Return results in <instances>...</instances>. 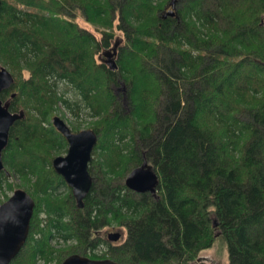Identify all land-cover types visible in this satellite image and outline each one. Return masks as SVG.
Segmentation results:
<instances>
[{"label":"trees","instance_id":"16d2710c","mask_svg":"<svg viewBox=\"0 0 264 264\" xmlns=\"http://www.w3.org/2000/svg\"><path fill=\"white\" fill-rule=\"evenodd\" d=\"M169 2L1 0L0 66L14 81L0 99L24 117L2 151L0 194L17 177L35 202L9 264L74 253L206 264L200 252L216 234L228 264H264V0H176L163 17ZM61 107L96 118L80 203L52 165L68 147L52 124ZM143 158L156 195L125 185ZM112 225L117 241L105 236ZM56 240L73 245L55 249Z\"/></svg>","mask_w":264,"mask_h":264},{"label":"water","instance_id":"95a60500","mask_svg":"<svg viewBox=\"0 0 264 264\" xmlns=\"http://www.w3.org/2000/svg\"><path fill=\"white\" fill-rule=\"evenodd\" d=\"M175 4L176 0H170L169 5L171 8L163 13V17L175 15ZM105 54L108 57L110 68L115 69L117 65L110 59L112 53L107 51ZM13 81L12 73L6 67L0 66V93L9 89ZM121 89L124 91V86ZM9 105V99L5 101L0 99V170L4 169L2 151L8 143L10 126L16 120L24 117L22 109L18 112H11ZM52 124L66 138L68 143L65 155H57L52 160L53 168L63 177L66 184L71 188L74 197L80 203L91 185L92 178L88 172V163L91 159L97 136L91 129L72 132L70 127L59 116L53 117ZM157 183L158 176L145 158L125 178V185L137 193L149 192L152 195H156ZM34 205V199L22 188L14 189L12 194L0 204V264H9L24 245ZM213 224L215 225V222ZM120 235V232L114 231L109 232L107 237L111 241H117ZM60 264L133 263L118 262L110 258L94 259L74 253L64 258Z\"/></svg>","mask_w":264,"mask_h":264},{"label":"rangeland","instance_id":"374dc122","mask_svg":"<svg viewBox=\"0 0 264 264\" xmlns=\"http://www.w3.org/2000/svg\"><path fill=\"white\" fill-rule=\"evenodd\" d=\"M78 22L80 25H82L83 27L94 31L96 26L94 25H90L87 24L85 21H83L82 19H78ZM121 85L120 86H116L114 87L115 93L117 94H122L124 91L121 89ZM70 92H68V96L69 97H75V95L72 93L73 91L69 90ZM122 103L124 108H126V98L123 97L122 95ZM54 116H59L60 118H62L64 120V122L70 127V129L72 130L74 127L76 128V130H83V129H88V126H90L91 122H93L96 118L95 117H90L87 115V112L85 110H83L80 114V116L78 118H75V116L71 115L69 112L64 111V108H60V111H56V113L54 114ZM66 152L62 151L60 152L59 155H65ZM8 182H10L12 184V187L14 189H17L18 185H21V180H19L17 177H10ZM22 189H24L23 187H21ZM25 190V189H24ZM13 191H6L7 195H11ZM64 194V193H63ZM4 195L0 194V204L2 203L1 201H4ZM43 217V216H42ZM109 230V231H108ZM121 231L119 229V227L112 225L111 227H108L107 231L108 232H112V231ZM106 233V237L107 234ZM51 244L53 245V247L55 249H62V248H67L70 245H73V243L71 242H62L61 240H56L53 241V243L51 242ZM75 244V243H74ZM101 252L97 251V255H100ZM200 257L202 260H206V264H228V254H227V249L225 246V243L223 241V239L218 236L216 234L215 240L212 244L211 247H208L206 249H203L200 252ZM37 264H56V260H39L37 261Z\"/></svg>","mask_w":264,"mask_h":264},{"label":"flooded vegetation","instance_id":"af4514ba","mask_svg":"<svg viewBox=\"0 0 264 264\" xmlns=\"http://www.w3.org/2000/svg\"><path fill=\"white\" fill-rule=\"evenodd\" d=\"M167 8H168V6H167Z\"/></svg>","mask_w":264,"mask_h":264}]
</instances>
